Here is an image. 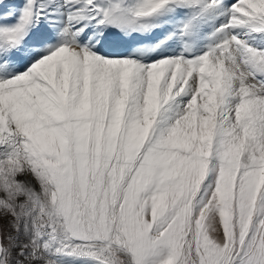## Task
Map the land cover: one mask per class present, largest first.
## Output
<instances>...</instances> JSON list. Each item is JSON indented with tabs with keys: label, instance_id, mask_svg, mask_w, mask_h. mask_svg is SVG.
Listing matches in <instances>:
<instances>
[{
	"label": "snow or ice",
	"instance_id": "obj_1",
	"mask_svg": "<svg viewBox=\"0 0 264 264\" xmlns=\"http://www.w3.org/2000/svg\"><path fill=\"white\" fill-rule=\"evenodd\" d=\"M0 264H264V0H0Z\"/></svg>",
	"mask_w": 264,
	"mask_h": 264
}]
</instances>
